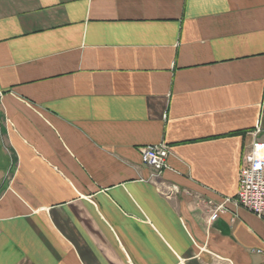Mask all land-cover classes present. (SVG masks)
<instances>
[{"label": "crops", "instance_id": "1", "mask_svg": "<svg viewBox=\"0 0 264 264\" xmlns=\"http://www.w3.org/2000/svg\"><path fill=\"white\" fill-rule=\"evenodd\" d=\"M253 141L264 0H0V264H264Z\"/></svg>", "mask_w": 264, "mask_h": 264}, {"label": "built area", "instance_id": "2", "mask_svg": "<svg viewBox=\"0 0 264 264\" xmlns=\"http://www.w3.org/2000/svg\"><path fill=\"white\" fill-rule=\"evenodd\" d=\"M168 150L164 145L147 146L141 149V162L154 170L159 176L167 166ZM178 193L177 188L170 189L165 197ZM236 204L264 220V142L253 141L247 150L238 177V191ZM221 208L212 211L209 221L217 219L218 213H223Z\"/></svg>", "mask_w": 264, "mask_h": 264}]
</instances>
